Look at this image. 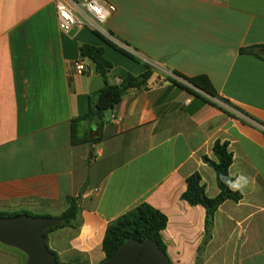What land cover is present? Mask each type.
Masks as SVG:
<instances>
[{
  "label": "crops",
  "instance_id": "0c3cea01",
  "mask_svg": "<svg viewBox=\"0 0 264 264\" xmlns=\"http://www.w3.org/2000/svg\"><path fill=\"white\" fill-rule=\"evenodd\" d=\"M104 1L108 31L160 68L102 120L74 123L97 98L81 46L103 48L111 85L148 65L88 29L62 32L54 0H0V212L59 218L79 197L74 227L45 237L61 264H100L108 224L142 203L168 217L171 264H264V0ZM167 73L207 77L229 112ZM218 140L242 200L220 206L205 242L206 210L181 196L196 172L219 194L203 162ZM0 264L27 260L0 243Z\"/></svg>",
  "mask_w": 264,
  "mask_h": 264
},
{
  "label": "trees",
  "instance_id": "16d2710c",
  "mask_svg": "<svg viewBox=\"0 0 264 264\" xmlns=\"http://www.w3.org/2000/svg\"><path fill=\"white\" fill-rule=\"evenodd\" d=\"M114 47L117 48L116 46ZM80 55L82 59L89 61L94 66L95 74L104 78L106 86L97 92V98L95 102L90 101L88 113L74 120V123L93 118L102 120L104 113L109 110H113L120 103L128 89L144 85L151 75V67L148 66V71L141 76L134 77L129 75L120 84L111 85L108 83L107 78L108 74L113 69V64L104 56V50L102 47L83 45L80 48ZM175 75L179 76L178 74ZM179 77L183 78L190 85L186 86L179 84L182 88L188 90L191 94L204 97L203 99L205 101L228 111L224 106L212 101V99H215L224 105L231 106L229 102L218 96L207 77ZM212 152L215 160L210 159L208 156H204L203 162L214 169L216 173L217 184L220 190L219 194L214 198L209 197L206 193L204 184H202L201 175L196 172L187 178V189L181 196V199L186 201L189 205L202 206L206 210L205 242H207L211 237L215 215L220 206L226 201L239 202L242 200V193L233 190L231 187L233 179L230 176V167L233 163V154L230 152L228 144L218 140L214 143ZM83 191L84 190H82L80 193V196L82 195ZM66 201L68 203V209L63 215L59 217L63 220L62 223L56 227L45 230V237L51 230L65 227H74V222L78 218V214L80 212L79 197H68ZM0 217H11V215L0 212ZM167 226L168 217L164 213L147 203L140 204L135 209L125 213L121 217L108 224L102 245L105 258L100 264H105L107 261H109L128 239H136L138 241L150 239L157 243L159 248L168 255L167 245L162 235ZM51 252L54 253L53 251ZM55 256L59 262L56 254ZM197 264L200 263L198 262Z\"/></svg>",
  "mask_w": 264,
  "mask_h": 264
},
{
  "label": "water",
  "instance_id": "95a60500",
  "mask_svg": "<svg viewBox=\"0 0 264 264\" xmlns=\"http://www.w3.org/2000/svg\"><path fill=\"white\" fill-rule=\"evenodd\" d=\"M105 86L104 78L98 75L93 81L91 92H98ZM62 221L61 218L28 214L0 217V243L23 252L27 256V264H60L49 249L44 232L60 225ZM105 264H171V262L169 256L154 241L128 239Z\"/></svg>",
  "mask_w": 264,
  "mask_h": 264
},
{
  "label": "built area",
  "instance_id": "2783aa9c",
  "mask_svg": "<svg viewBox=\"0 0 264 264\" xmlns=\"http://www.w3.org/2000/svg\"><path fill=\"white\" fill-rule=\"evenodd\" d=\"M54 4L59 27L62 32L69 34L74 29H88L120 50L141 61L143 60L151 68H160V66L151 60L140 56L139 53L128 47L108 31L106 24L116 11L114 5L104 0H84L81 2L75 0H54ZM74 67L77 74H84L87 71L82 60L77 61ZM167 75L173 80H178L186 86H190L183 78L173 73H167ZM222 106L225 108L228 107L224 104Z\"/></svg>",
  "mask_w": 264,
  "mask_h": 264
},
{
  "label": "rangeland",
  "instance_id": "374dc122",
  "mask_svg": "<svg viewBox=\"0 0 264 264\" xmlns=\"http://www.w3.org/2000/svg\"><path fill=\"white\" fill-rule=\"evenodd\" d=\"M215 100V99H214ZM212 101H213V99H212ZM26 256V255H25ZM26 260H27V256H26Z\"/></svg>",
  "mask_w": 264,
  "mask_h": 264
}]
</instances>
